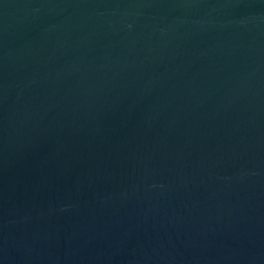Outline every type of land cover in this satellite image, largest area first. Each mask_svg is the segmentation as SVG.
Listing matches in <instances>:
<instances>
[{
  "label": "water",
  "instance_id": "1",
  "mask_svg": "<svg viewBox=\"0 0 264 264\" xmlns=\"http://www.w3.org/2000/svg\"><path fill=\"white\" fill-rule=\"evenodd\" d=\"M0 264H264V0H0Z\"/></svg>",
  "mask_w": 264,
  "mask_h": 264
}]
</instances>
